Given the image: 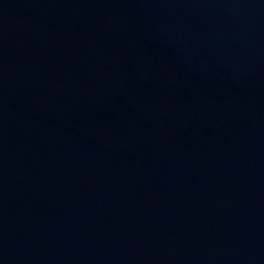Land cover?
Returning a JSON list of instances; mask_svg holds the SVG:
<instances>
[{
	"label": "water",
	"instance_id": "water-1",
	"mask_svg": "<svg viewBox=\"0 0 264 264\" xmlns=\"http://www.w3.org/2000/svg\"><path fill=\"white\" fill-rule=\"evenodd\" d=\"M0 264H264V0H0Z\"/></svg>",
	"mask_w": 264,
	"mask_h": 264
}]
</instances>
